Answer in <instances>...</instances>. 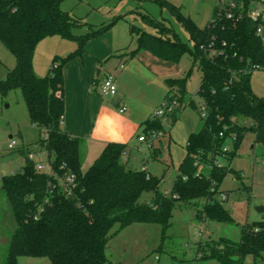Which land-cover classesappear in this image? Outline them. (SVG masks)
Returning <instances> with one entry per match:
<instances>
[{
	"label": "trees",
	"instance_id": "1",
	"mask_svg": "<svg viewBox=\"0 0 264 264\" xmlns=\"http://www.w3.org/2000/svg\"><path fill=\"white\" fill-rule=\"evenodd\" d=\"M64 1L0 0V42L16 59L15 68L0 80V94L22 92L32 125L45 135L39 144L53 170L50 175L39 172L28 159L30 149H15L24 157L25 164L21 171L2 178V189L16 225L8 242L5 264H20L24 257H45L52 264H106L107 246L117 232L133 224H156L163 228L165 236L174 209L199 200L205 202L199 218L235 222L220 198L225 194L228 199L230 192L223 193L220 187L230 172L241 180L243 176L228 165L247 133L251 132L255 143L264 147V96L255 94L251 84L253 73H247L264 64V41L257 35L258 24L246 17L229 20L218 5L202 29L167 0H152L167 9L189 35L195 48L191 53L193 68L199 63L202 82L197 105L187 94L188 79L194 69L187 77L166 80L167 110L163 117L153 116L146 121V135L168 136L170 132L164 129L163 121L177 122L187 108L194 109L202 118L204 106L206 113L201 130L188 139L187 155L179 166L173 197H168L161 191V178L128 166L127 144H108L92 166L86 172L82 170L83 140L63 128V68L85 53L88 41L105 34L122 17L79 34L88 24L64 12ZM235 1L245 8L249 5V0ZM142 16L155 33L131 25L137 49H123L122 57L131 60L145 51L167 62H179L186 46L174 32L166 33L159 23ZM52 36L76 41L78 48L66 57L55 58L48 75L38 77L34 71L36 48ZM212 49L215 55H211ZM226 145H230L228 151H224ZM221 161L228 165H220ZM70 174L75 175L76 181L72 193L66 194L60 183ZM246 190L251 192L250 188ZM146 194L150 199L142 202ZM206 247H198L195 261L211 258L221 264H243L248 254L255 261H263L264 222L242 226L240 241L223 238Z\"/></svg>",
	"mask_w": 264,
	"mask_h": 264
},
{
	"label": "rangeland",
	"instance_id": "2",
	"mask_svg": "<svg viewBox=\"0 0 264 264\" xmlns=\"http://www.w3.org/2000/svg\"><path fill=\"white\" fill-rule=\"evenodd\" d=\"M167 1L177 7L184 17L202 29L208 25L215 8L219 5V0ZM61 9L83 19L88 24L77 32L79 34H86L90 31V27L98 28L122 17L106 33L109 32L111 39L115 38V41L125 38L127 44L124 46L127 47L128 52H131L129 50L131 47L137 46L136 39L130 34L131 25L149 33H155L154 29L144 22L142 15L159 23L162 31L174 32L186 46L187 51L179 62H168V65L179 72L181 77H187L190 70L194 69L188 79L187 94L199 105L200 99L197 92L202 82V72L199 69V63L193 68L191 53L195 50L194 44L190 41L185 29L176 22L167 9L152 0H65ZM71 43L73 42L70 39L66 40L67 47ZM63 48L53 47L49 42L41 44L37 66L44 70L45 57L52 54L53 50ZM125 57L128 58V56ZM54 59L50 63V69ZM0 61V80H3L8 72L15 68L16 59L1 42ZM50 69H47L41 77H45ZM35 73L40 77L38 69ZM251 84L255 94L264 96L263 70L253 72ZM183 119V124L179 120L174 122L170 119L162 123L167 132L171 133L173 130L175 142L170 141L169 138L166 140V137L162 142L153 140L150 150L147 145H143L141 150L132 151L130 155V166L150 170L162 179L160 188L168 197H173V188L179 172L178 164L183 153H187L189 136L187 127L195 126L199 132L203 126L202 118L192 108H187ZM10 137L16 141V149L26 147L30 150H39L41 147L39 143L45 137L43 132L32 125L20 90L11 91L6 96L0 94V146L2 147L0 151V264L6 262L8 242L16 227L10 204L2 189V178L16 173L25 164L23 156L15 149H8ZM226 146L229 150L230 145ZM94 162L95 159L92 157L84 158L82 170L86 172ZM220 163L228 165L224 161ZM228 166L243 176L241 180L230 172L220 187L221 192H230L224 207L235 222L199 218L198 215H201L204 210V200L195 201L188 206L181 204L174 209L171 226L165 232V236L163 228L156 224H133L117 232L106 249L107 257L111 261L107 264H144V262L147 264H221L218 260L211 258L195 261L198 247L204 250L206 245L209 246L211 242L223 238L240 241L242 226L246 223L264 222V212H258V209H264V147L255 143V136L251 132L246 134L235 158ZM45 173H51L49 165ZM246 188H250L251 192H248ZM149 199L150 195L146 194L141 201L145 202ZM117 228L118 226L113 232H116ZM139 229H148V231L139 232ZM19 262L20 264H52L45 257H24ZM243 264H264V260L255 261L253 256L248 254Z\"/></svg>",
	"mask_w": 264,
	"mask_h": 264
},
{
	"label": "crops",
	"instance_id": "3",
	"mask_svg": "<svg viewBox=\"0 0 264 264\" xmlns=\"http://www.w3.org/2000/svg\"><path fill=\"white\" fill-rule=\"evenodd\" d=\"M132 38L134 37L132 36ZM66 40L61 36H52L38 44L34 57V71L36 72L38 69L40 77L46 73L47 69H50L53 58L66 57L78 48V43L73 40H71L73 43L67 47ZM120 40L115 41V38L112 40L109 32L91 39L85 46V53L64 66L65 115L63 128L66 133L82 138L83 159L92 157L96 161L110 143L129 145L126 159L130 166L132 151L141 150L143 145H147L150 150L153 140L162 142L165 138L153 139L146 135L145 123L154 116L160 103L162 104L166 97L168 90L165 81L181 76H179V72L169 67L167 61L161 60L149 52L141 51L137 58L127 60L128 58L122 57L123 53H120L123 49H127L124 46L127 42L125 38ZM45 42H49L56 48H64L53 50L52 54L45 57L43 70L37 66V58L39 48ZM136 49L137 46H133L129 50L136 51ZM121 63L125 64L123 70H119ZM98 71H100V76L97 78ZM106 72L117 74L118 95L114 98H103L99 92V86ZM120 103L125 104L128 108L124 114L119 112ZM186 111L187 109L184 110L179 120L182 124ZM196 133L198 130L195 126L187 127L188 139ZM141 136L147 138L145 142L139 140ZM167 138L175 142L173 130L166 136V140ZM186 155L187 153H183L178 170ZM130 167L136 170H145ZM147 171L153 174L150 170ZM147 231L148 229H139V232ZM109 262L111 263L108 259L107 263ZM144 264L147 263L144 262Z\"/></svg>",
	"mask_w": 264,
	"mask_h": 264
},
{
	"label": "built area",
	"instance_id": "4",
	"mask_svg": "<svg viewBox=\"0 0 264 264\" xmlns=\"http://www.w3.org/2000/svg\"><path fill=\"white\" fill-rule=\"evenodd\" d=\"M219 7L226 16V18L229 20L237 21L246 17L252 22L257 23L258 24L257 35L262 37L264 36V0H249V5L247 6V8H245L244 4H238V2L235 0H219ZM215 54L216 51L212 49L211 55H215ZM124 67H125L124 63H121L119 65V70H123ZM260 70L264 71V64L262 66L251 68L250 70L247 71V73H253L255 71H260ZM116 81H117V74L115 72H106L99 86V92L103 98H114L118 95V87L116 85ZM173 105H175V103ZM167 107H168L167 102L163 101L161 106L154 113V117H158V118L163 117L165 115ZM171 110L172 108L170 109V111ZM127 111L128 108L125 106V104L120 103L119 112L121 114H124ZM202 118H206L204 106L202 107ZM162 136H163L162 133H158V134H154L152 138L155 139ZM146 139L147 138L145 136H141L139 140L141 142H145ZM16 146H17L16 141L14 139H11L8 143V149L14 150L16 149ZM1 150L2 147L0 146V151ZM224 151H228V147H225ZM28 159L29 161L35 164L39 172H45L47 165H49V167L51 168L50 174H52L53 170L50 160L46 156V153L42 147H40L39 150H35V149L30 150L28 154ZM19 171H21V169ZM75 181H76L75 175L73 174L67 175L60 183L63 192L66 194H71L75 186ZM220 198L223 201L227 200V196L225 194H222Z\"/></svg>",
	"mask_w": 264,
	"mask_h": 264
},
{
	"label": "water",
	"instance_id": "5",
	"mask_svg": "<svg viewBox=\"0 0 264 264\" xmlns=\"http://www.w3.org/2000/svg\"><path fill=\"white\" fill-rule=\"evenodd\" d=\"M100 76V71L97 72V78ZM12 139V137H10ZM258 212H264V209H258Z\"/></svg>",
	"mask_w": 264,
	"mask_h": 264
}]
</instances>
